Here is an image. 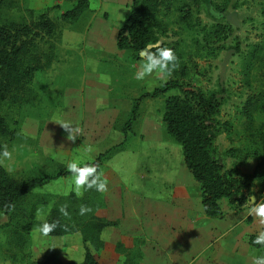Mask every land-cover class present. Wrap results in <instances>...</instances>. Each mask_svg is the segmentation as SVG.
Instances as JSON below:
<instances>
[{
  "label": "rangeland",
  "instance_id": "rangeland-1",
  "mask_svg": "<svg viewBox=\"0 0 264 264\" xmlns=\"http://www.w3.org/2000/svg\"><path fill=\"white\" fill-rule=\"evenodd\" d=\"M129 1L88 0V7L72 22L59 15L70 6V0H4L0 4V22H28L41 11H46L55 23L53 34L35 39L40 49H46L48 44L54 49L48 65L34 72L29 82L14 96L0 101V114L12 129L11 133L0 135V154L5 145L12 153L11 159L0 155V165L13 178L20 180L50 175L67 169V164L74 159L83 162L85 157L91 158L96 154L97 151L89 153L87 149L90 146L96 149L102 144L97 141L92 143V139L86 138L90 134V121L84 119L86 115L92 118L93 114L108 112L100 110L108 107L106 98H102V87L105 91L108 89L110 97L118 98L110 109L116 115L117 126L129 115L132 99L142 93L138 99L136 120L127 128L124 147L112 156V163L117 169L103 165L99 170L109 181L108 191L105 192L107 196L90 189L78 197L73 179H68L71 173L47 179L27 192L30 202L39 201L44 194L48 202L57 205L81 201V206L91 208L96 215L120 220L121 226H110L100 232V236L103 234L105 237L101 246L94 247L87 242L97 264H123L124 259L130 264H149L152 257L147 250L139 263L142 253L139 246L147 249V246L160 241L148 228L150 221L142 215H139L140 218L125 215L122 208L126 199L124 196L132 200V196L139 198L144 192L150 201L155 198L160 200L165 184L167 195L172 197L168 199L167 196L171 204H175L176 200L189 202L187 207L192 210L195 203L196 208L200 205L199 189L183 162L180 145L168 136L161 121L163 98L182 95V92L172 87L159 95H149L153 87L168 78L154 73L143 81L136 80L137 67L143 63L139 55L141 49L132 52L118 50L115 46V32L128 11ZM263 4L264 0H199L197 26L177 25V16L173 13L163 17L166 31L156 39L163 38L167 41L165 46L173 48L183 58L190 54V61L182 59L187 62L184 71H174L169 78H175L181 84L187 83L191 88H199L204 94L213 92L219 99L214 113L219 124L213 145L225 166H234L238 172H250L256 161L250 154L242 157L250 144L247 128L254 130L260 123L264 127V109L251 111V121L244 118L240 109L249 94L259 92L264 95ZM215 23H220L222 28L215 27ZM213 28L219 32L214 33ZM76 103L81 109L79 116L74 111ZM61 120L71 121L82 129L84 127L82 135L74 143L66 140L67 133L58 125ZM229 147L235 148L233 154L227 151ZM116 185L120 195L113 193ZM251 190H242L244 198L236 211L225 197L219 198L223 211L220 218L228 219L231 212L236 214L243 210L242 218L234 222L233 227L245 225L255 228V232L264 231V225L250 215L249 207L245 206L248 195H255L256 202H259L264 192L255 185ZM69 191H74L75 198L68 196ZM180 196L185 197L179 199ZM137 205L134 203L133 209L139 214L144 210L142 205L137 209ZM35 206V223L28 241L20 246L10 235L6 223L9 214L0 209V264H24L27 252L32 259L55 252L62 260H80L82 244L79 233L41 235L37 229L46 209L40 207V202ZM185 209L183 205V211ZM147 210L154 211V208ZM247 216H250L249 219ZM167 230L177 232V226L169 222ZM117 243L119 248H116ZM161 244L165 245L163 241ZM157 248L160 249V246ZM249 248L251 261L246 262L252 264L256 250L251 246ZM171 255L166 259L167 263Z\"/></svg>",
  "mask_w": 264,
  "mask_h": 264
},
{
  "label": "trees",
  "instance_id": "trees-1",
  "mask_svg": "<svg viewBox=\"0 0 264 264\" xmlns=\"http://www.w3.org/2000/svg\"><path fill=\"white\" fill-rule=\"evenodd\" d=\"M3 1L0 0V4ZM70 1V6L59 14L68 22L74 21L88 7V0ZM198 1L130 0L128 11L115 32L116 48L136 52L148 43H154L158 36L166 31L163 17H169L173 13L177 16V25L193 26L196 24L197 26ZM215 27L220 29L222 25L215 23ZM54 29L55 23L46 11H41L35 19L28 22H0V101L8 96H14L22 86L29 82L34 72L48 65L49 57L54 49L51 44H48L44 50L40 49L35 39L53 34ZM212 31L216 34L219 32L216 28ZM176 55L179 58V67L175 72L182 73L187 64L182 59L190 61V54L185 55L184 58L180 53ZM172 87H177L182 95L173 94L163 98L161 121L168 136L180 145L183 162L199 189L202 212L208 216L221 217L223 211L218 203L219 198L225 197L236 211L244 198L241 195L243 189L251 192L255 185L258 186V190L264 192L263 124L260 123L254 130L247 128L250 144L242 157L245 158L250 154L256 158V161L250 172H238L234 166H225L213 145V138L218 131L219 124L214 117L219 105L217 96L213 92L204 94L199 88H191L187 86V83L181 84L175 78L166 79L160 85L153 87L148 94L159 95ZM141 95L142 93L132 99L127 120L121 126L124 133L122 140L97 152L92 159H86L83 162L97 163L99 171L107 157L124 147L125 131L137 117L138 99ZM255 108L264 109V95L259 92L249 94L240 107L244 118L249 121L252 119L251 111ZM11 132L12 129L0 114V135ZM227 151L233 154L235 148L229 147ZM66 173H69L67 169H63L50 175L43 174L18 180L10 176L0 165V209L10 216L6 223L14 242L20 246L28 241L29 232L35 223V205L39 202L40 207L46 209L40 225L45 220L58 223V227L49 235H67L75 232L80 235L82 244L80 260H62L55 252H48L40 258L32 259L27 252L25 256L23 255L26 258L24 264H97L87 242L94 247H99L104 242L100 232L110 226L114 228L119 226L116 218L99 216L91 211L81 215V201L57 205L48 202L49 200L43 197L46 196L45 194L40 197L39 201L30 202L28 200L27 192L31 187ZM68 179L74 180L73 175L70 174ZM68 196L75 198L74 191H69ZM9 204L15 205L14 210L6 207ZM61 206L67 207L69 216L61 214L59 211ZM249 217L247 216L248 219ZM257 235L254 232L246 233L245 239L247 243L255 247L256 257L264 256V245L254 243ZM119 247L120 244L117 243L116 248ZM123 264L130 263L124 259Z\"/></svg>",
  "mask_w": 264,
  "mask_h": 264
},
{
  "label": "crops",
  "instance_id": "crops-1",
  "mask_svg": "<svg viewBox=\"0 0 264 264\" xmlns=\"http://www.w3.org/2000/svg\"><path fill=\"white\" fill-rule=\"evenodd\" d=\"M102 89V98H106V104H108V107L106 108L105 106L100 110L108 112L105 114H93L94 117L92 118H87L86 115L84 119L90 121L88 128L90 134L88 135L89 137L86 138L92 139V143L97 141L102 144L100 147L96 148L97 150L92 148L94 152L102 151L106 147L122 140L124 133L121 130V126L127 119L125 118L124 120L123 118L120 124H118V126L116 125V115L111 113L110 109L115 105L118 98L116 96L110 97L108 89H106L107 91H105V88L103 87ZM74 111L77 116H79V112L81 111L79 104H77ZM126 117H128V114ZM127 131L128 129H126L125 132ZM103 138L107 139L102 141ZM115 154L116 152L107 157V159L103 161L101 168H103L104 165V167L106 166L110 169H117V166L112 163V156ZM94 156L95 155L91 158ZM91 158L85 157L83 161ZM162 188L164 192L163 197L160 198V200L155 198L153 202L147 198L148 195L144 192L142 193V196L146 197L140 196L138 198V196H132V200H128V196H124L126 199H124L122 208L124 209L125 215L127 216L131 214V218L142 215L144 219L150 221V226L148 228H150L153 235H156L157 239L160 240L159 243H152L150 246H147V249L145 246H139V251H142L139 263H141L145 257L144 252L146 250L150 254L149 257H152L150 258L149 264H248L246 260H248V262L251 261L249 260L248 251L250 246H254L247 243L245 236L246 233L254 232L258 234L259 232H255V228L251 229V226L240 225L239 228L233 227L234 222L239 221L242 218L241 213L243 210H239L236 214L231 212V216L228 219L227 217L226 219H222L220 217L208 216L202 212L201 204H198V208H196L195 203L193 210L188 209L190 205L189 202L182 203L180 200H176L175 204H171V201L167 200V196L169 197L168 199H172V197L167 195L168 192L166 190V185L164 184ZM114 189L118 191L114 190L113 193L120 195L118 185H116ZM156 191L159 193L161 188ZM102 194L107 196L105 193ZM181 197L185 196H180L179 199H181ZM187 199L188 197L186 196V200ZM134 203L138 204L136 207L137 209L142 205L144 211L137 214V212L134 211L135 209H133ZM155 204L159 205L155 206ZM183 205L186 207L184 211ZM150 208H154V211L147 210ZM153 218L157 221H155V219L153 220ZM117 221L119 226H121L122 223L120 220ZM132 222H134V219H132ZM169 222H173V224L177 226V232L170 233L167 230ZM132 225L138 227L137 225ZM165 238L168 240L166 241ZM162 241L165 245L161 244ZM156 246H160V249L157 248V250ZM171 253L172 258L169 260V263H167ZM246 257H248V259Z\"/></svg>",
  "mask_w": 264,
  "mask_h": 264
},
{
  "label": "clouds",
  "instance_id": "clouds-1",
  "mask_svg": "<svg viewBox=\"0 0 264 264\" xmlns=\"http://www.w3.org/2000/svg\"><path fill=\"white\" fill-rule=\"evenodd\" d=\"M167 41L163 38L155 43H148L140 50V58L143 61L135 73V79L143 81L154 73L158 76L169 78L172 73L179 67V58L173 48L166 47ZM58 125L64 130L66 140L75 142L83 133V129L79 125H73L71 121L61 120ZM87 151H93L90 146ZM3 158L11 159L12 153L8 150L7 145L4 146L2 154ZM99 165L97 163L82 162L79 159H74L67 164V171L73 175L74 191L78 197L83 196L85 190L95 189L98 192L105 193L108 191L109 181L104 176L102 171H98ZM245 206L249 207V214L256 217L261 225H264V196L259 202H256L255 195H248L245 200ZM9 210H14L15 205H6ZM59 211L64 216H69L66 206H61ZM91 211V208L82 205L80 214L85 215ZM39 215V214H37ZM58 227L56 221H44L37 229L43 235L48 236ZM101 235V239H104ZM255 244L264 245V231H260L254 240ZM252 264H264V256L254 257Z\"/></svg>",
  "mask_w": 264,
  "mask_h": 264
}]
</instances>
